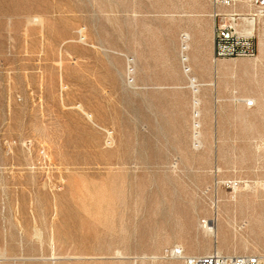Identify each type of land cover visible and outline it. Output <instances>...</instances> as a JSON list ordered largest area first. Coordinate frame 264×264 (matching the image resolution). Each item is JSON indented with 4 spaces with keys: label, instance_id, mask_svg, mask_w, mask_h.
Masks as SVG:
<instances>
[{
    "label": "rangeland",
    "instance_id": "obj_1",
    "mask_svg": "<svg viewBox=\"0 0 264 264\" xmlns=\"http://www.w3.org/2000/svg\"><path fill=\"white\" fill-rule=\"evenodd\" d=\"M212 12L0 0V264H184L177 245L264 257V18L255 58L215 61ZM218 62L232 76L214 88Z\"/></svg>",
    "mask_w": 264,
    "mask_h": 264
},
{
    "label": "built area",
    "instance_id": "obj_2",
    "mask_svg": "<svg viewBox=\"0 0 264 264\" xmlns=\"http://www.w3.org/2000/svg\"><path fill=\"white\" fill-rule=\"evenodd\" d=\"M212 5L214 60L255 58L258 55V47L254 24L264 18V0H212ZM189 41V37L183 34L181 62L192 90L194 138L199 142L197 122L201 115L199 109L201 84L192 73ZM243 102L248 108L256 105L253 99H244ZM167 256L179 259L184 264H264V257L260 255H224L218 251L203 255H189L179 245L169 249Z\"/></svg>",
    "mask_w": 264,
    "mask_h": 264
},
{
    "label": "crops",
    "instance_id": "obj_3",
    "mask_svg": "<svg viewBox=\"0 0 264 264\" xmlns=\"http://www.w3.org/2000/svg\"><path fill=\"white\" fill-rule=\"evenodd\" d=\"M208 48H209V52H208L209 55L208 56L210 57L211 54H212V59H214L213 58V50H214L213 39L210 41ZM213 69H214V73H215L214 74V78H213V80L210 83H208L206 85H212L211 83H215L212 86L214 88H216L217 87V79H219V77L221 79L220 81L228 83V81L226 79L228 77L232 76V74H231L232 71H231V69H230V67L228 65L222 64L220 62L213 63ZM217 73L219 75H217ZM255 100H257V99H255Z\"/></svg>",
    "mask_w": 264,
    "mask_h": 264
},
{
    "label": "bare ground",
    "instance_id": "obj_4",
    "mask_svg": "<svg viewBox=\"0 0 264 264\" xmlns=\"http://www.w3.org/2000/svg\"><path fill=\"white\" fill-rule=\"evenodd\" d=\"M37 19V18H36ZM256 29V27H255V25H254V30ZM184 35H186L187 37H189V39H190V35L188 34V33H185ZM85 36V35H84ZM62 83V82H61ZM212 85H214L215 83H211ZM82 107V106H81ZM80 107V108H81ZM83 108V107H82ZM79 109V108H78ZM84 112V111H83ZM85 114V113H84ZM86 115H89V114H86ZM88 117V116H87ZM90 118V117H89ZM90 121H91V119H90ZM109 131V130H108ZM109 134V133H108ZM109 136V135H108ZM110 136H112V135H110ZM110 138V137H109ZM108 141V140H107ZM110 141V140H109ZM113 141V140H112ZM111 141V142H112ZM199 141V140H198ZM111 144H113V142L111 143ZM107 145H108V143H107ZM111 147V146H110ZM250 188V187H249ZM234 189V188H233ZM235 197V196H234ZM212 224V223H211ZM215 221H214V225L212 226V227H208L210 230H212L213 231V236L214 237H218L219 236V234H220V231H219V227L218 228H216L215 227ZM219 252V251H218ZM119 253H121V252H119ZM118 253V254H119ZM220 253V252H219ZM7 260V259H6ZM28 260V259H27ZM61 260V259H60Z\"/></svg>",
    "mask_w": 264,
    "mask_h": 264
}]
</instances>
